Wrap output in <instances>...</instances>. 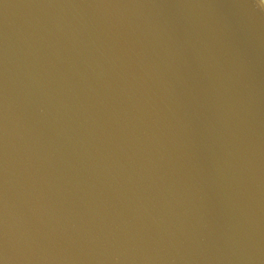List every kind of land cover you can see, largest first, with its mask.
Wrapping results in <instances>:
<instances>
[{
    "label": "water",
    "instance_id": "95a60500",
    "mask_svg": "<svg viewBox=\"0 0 264 264\" xmlns=\"http://www.w3.org/2000/svg\"><path fill=\"white\" fill-rule=\"evenodd\" d=\"M0 264H264V5L0 0Z\"/></svg>",
    "mask_w": 264,
    "mask_h": 264
},
{
    "label": "clouds",
    "instance_id": "9594fccd",
    "mask_svg": "<svg viewBox=\"0 0 264 264\" xmlns=\"http://www.w3.org/2000/svg\"><path fill=\"white\" fill-rule=\"evenodd\" d=\"M261 5H264V0H259Z\"/></svg>",
    "mask_w": 264,
    "mask_h": 264
}]
</instances>
